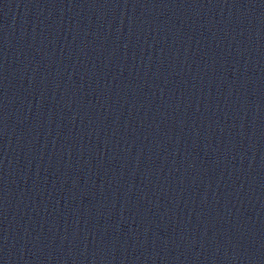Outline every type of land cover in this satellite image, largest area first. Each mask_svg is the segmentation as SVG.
<instances>
[{"label": "water", "instance_id": "1", "mask_svg": "<svg viewBox=\"0 0 264 264\" xmlns=\"http://www.w3.org/2000/svg\"><path fill=\"white\" fill-rule=\"evenodd\" d=\"M0 264H264V0H0Z\"/></svg>", "mask_w": 264, "mask_h": 264}]
</instances>
